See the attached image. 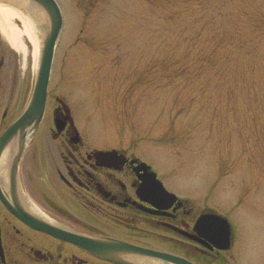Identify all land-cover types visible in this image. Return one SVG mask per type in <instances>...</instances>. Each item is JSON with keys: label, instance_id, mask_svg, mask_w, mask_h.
I'll list each match as a JSON object with an SVG mask.
<instances>
[{"label": "rangeland", "instance_id": "1", "mask_svg": "<svg viewBox=\"0 0 264 264\" xmlns=\"http://www.w3.org/2000/svg\"><path fill=\"white\" fill-rule=\"evenodd\" d=\"M56 1L51 91L87 133L229 217L241 264H264V0ZM32 22L37 44L16 49L28 88L41 53Z\"/></svg>", "mask_w": 264, "mask_h": 264}, {"label": "flooded vegetation", "instance_id": "2", "mask_svg": "<svg viewBox=\"0 0 264 264\" xmlns=\"http://www.w3.org/2000/svg\"><path fill=\"white\" fill-rule=\"evenodd\" d=\"M23 68L0 27V138L33 93ZM50 81L39 122L0 143V264H172L152 251L193 264H241L229 217L231 244L223 248L225 228L217 217H201L216 211L172 191L136 151L87 133L74 105L53 93ZM156 180L177 198L159 191ZM22 217L142 251L115 261L96 254L94 245L55 236Z\"/></svg>", "mask_w": 264, "mask_h": 264}, {"label": "water", "instance_id": "3", "mask_svg": "<svg viewBox=\"0 0 264 264\" xmlns=\"http://www.w3.org/2000/svg\"><path fill=\"white\" fill-rule=\"evenodd\" d=\"M0 2L12 5L14 7H18L25 13H28L23 8L24 6L21 5L22 2H25L30 7L37 9L38 12H41L44 17L43 22L37 23L35 21L40 31L39 35L41 38V53L34 90L27 109L19 116L18 120L14 123V125L9 130H7L0 138V143L3 144L9 139H11L13 134H15L18 129L23 128L29 123L31 124L39 122L43 115L54 53L63 27V16L55 0H0ZM157 183L159 191H161L165 195H168L171 198H176L174 194L168 193L164 189L162 183L159 180L157 181ZM201 217H217L218 222L225 228V234L222 236V240L224 241L223 248H227L230 245L231 236L230 224L227 219L215 213L204 214ZM22 218L31 225L35 226L36 228L51 233L55 236L67 238L72 241L81 240L85 244H89V246L94 245V252L96 254L102 257L113 259L115 261L121 260L119 259L121 253H137L142 251L134 246L113 239L88 240L78 238L74 235L65 233L62 230L52 226L51 224H48L36 218ZM148 254H151L162 260H167L172 264H193L181 257L171 254L153 251L148 252Z\"/></svg>", "mask_w": 264, "mask_h": 264}, {"label": "bare ground", "instance_id": "4", "mask_svg": "<svg viewBox=\"0 0 264 264\" xmlns=\"http://www.w3.org/2000/svg\"><path fill=\"white\" fill-rule=\"evenodd\" d=\"M21 5L24 6L23 8L28 13H25L18 7L0 2V27L15 49L24 50L25 45L23 37H26L32 44H37L33 32L32 21L34 20L37 23H40L43 22L44 17L41 12H38L37 9L30 7L27 3L22 2ZM15 19L21 22L22 28L15 26Z\"/></svg>", "mask_w": 264, "mask_h": 264}]
</instances>
